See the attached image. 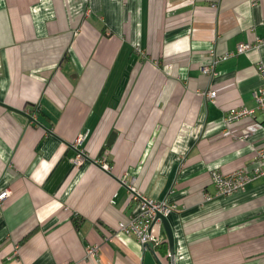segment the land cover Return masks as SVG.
<instances>
[{
  "label": "crops",
  "instance_id": "1",
  "mask_svg": "<svg viewBox=\"0 0 264 264\" xmlns=\"http://www.w3.org/2000/svg\"><path fill=\"white\" fill-rule=\"evenodd\" d=\"M258 39L264 0H0V264H264V177L229 197L211 182L264 149V45L202 72ZM234 108L255 117L228 127ZM132 184L178 207L173 256L163 223L154 252L117 231Z\"/></svg>",
  "mask_w": 264,
  "mask_h": 264
},
{
  "label": "built area",
  "instance_id": "2",
  "mask_svg": "<svg viewBox=\"0 0 264 264\" xmlns=\"http://www.w3.org/2000/svg\"><path fill=\"white\" fill-rule=\"evenodd\" d=\"M264 45V40L258 39L254 44L244 43L238 45L234 52L218 55L214 51L211 53L213 57V64L209 67L202 68V72L211 78L217 76L216 67L224 60L230 59L234 56L243 55L249 53L253 49H258ZM257 71L262 79V86L258 92L255 93L254 98L257 104V110L264 114V62L257 63ZM200 96L213 101L216 96V91H203ZM256 114L255 110L247 108H234L231 109L225 117V122L228 127H231L234 123L240 122L245 119L254 118ZM249 132L242 135V138L249 137ZM87 135H80L74 144L77 156L74 159V165L81 166L86 160V152L82 147ZM102 167L109 171L110 167L107 163H103ZM264 177V149L256 153L253 160V169L248 171L247 169H239L232 173H224L222 171H214L211 173V182L216 188L218 197H229L240 192H244L248 185L254 181ZM125 184V183H124ZM130 192L132 201L137 203L138 213L135 217L130 219L127 223L120 224L117 231L127 236H134L137 241L145 249L149 248V245H153L154 249L159 247L162 243L160 234L154 232L156 225L162 227V218H168L171 214L178 210V207L173 204H169L166 200L157 201L150 199L143 195L135 185H126ZM11 192L9 190L0 193V202H5L10 197ZM210 201L211 197H207ZM99 248L97 246L91 247L88 250L89 257H95L98 254Z\"/></svg>",
  "mask_w": 264,
  "mask_h": 264
},
{
  "label": "water",
  "instance_id": "3",
  "mask_svg": "<svg viewBox=\"0 0 264 264\" xmlns=\"http://www.w3.org/2000/svg\"><path fill=\"white\" fill-rule=\"evenodd\" d=\"M9 110H11L14 115L21 119L23 122L25 123H36V120L34 119V117H32L31 115H29L28 113H25L23 111H19V110H15V109H12V108H9L7 107ZM162 223L164 225V228H165V231H166V234L168 236V239H169V242H170V248H171V255L173 256L174 255V238H173V233H172V230L168 224V220L166 218H162ZM149 249L151 251L154 252V247L153 245H149Z\"/></svg>",
  "mask_w": 264,
  "mask_h": 264
}]
</instances>
